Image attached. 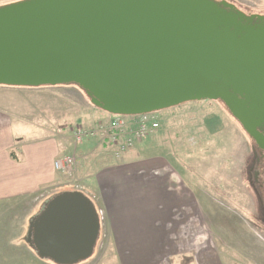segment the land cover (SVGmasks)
Here are the masks:
<instances>
[{
    "label": "water",
    "instance_id": "1",
    "mask_svg": "<svg viewBox=\"0 0 264 264\" xmlns=\"http://www.w3.org/2000/svg\"><path fill=\"white\" fill-rule=\"evenodd\" d=\"M254 19L264 17L225 1L23 0L0 7V86L74 85L119 116L219 101L264 152V25ZM99 231L92 203L65 192L30 223L27 243L41 260L77 264Z\"/></svg>",
    "mask_w": 264,
    "mask_h": 264
},
{
    "label": "rangeland",
    "instance_id": "2",
    "mask_svg": "<svg viewBox=\"0 0 264 264\" xmlns=\"http://www.w3.org/2000/svg\"><path fill=\"white\" fill-rule=\"evenodd\" d=\"M15 1L19 0H0V5ZM215 1L233 4L246 16L264 17V0ZM50 88L57 86L15 89L12 95L0 89V101L12 97L17 100L16 104H23L20 115L32 122L33 128L29 129L36 132L30 138L36 140L30 148L45 137L54 138L56 131L62 130L63 136L70 139L72 135L68 144L66 142L68 147H80L85 143L86 152H96L98 157L107 154L109 150L103 147L102 132L92 129L99 124V116L101 121H108L109 115L93 107L84 95L82 101V95L75 92ZM154 118L159 126L157 133L146 136L141 142L132 141L130 151L145 155V158L161 153L162 158L170 160L171 168L174 165L173 170L190 189L191 214L199 219L208 249L203 257L175 255L154 258L150 264H197L198 259L201 264H264V191L254 186L251 146L224 106L216 101L187 102L160 111ZM148 119H136L134 125L129 121L125 130L135 133V128H141L143 131L149 126ZM87 133L92 134L89 137ZM85 161L90 162L89 159ZM115 163V160L110 161L111 165ZM79 172L76 159L73 175H61L62 189L82 192L94 201L101 212L102 224L93 255L79 264H138L137 258L111 255L113 251L108 247L110 241L102 218L101 192L91 183V178L81 177ZM38 207L34 199L0 204V264H53L38 259L27 246L30 222L45 206ZM200 241L203 238L192 237L193 243ZM144 260L146 264L148 258Z\"/></svg>",
    "mask_w": 264,
    "mask_h": 264
},
{
    "label": "crops",
    "instance_id": "3",
    "mask_svg": "<svg viewBox=\"0 0 264 264\" xmlns=\"http://www.w3.org/2000/svg\"><path fill=\"white\" fill-rule=\"evenodd\" d=\"M0 89L12 95L15 89L34 88L0 86ZM50 89L69 90L85 100L75 86ZM16 101L12 97L0 101L1 205L34 199L39 209L50 201L63 190L61 173L54 169L53 163L71 154L78 160L81 177L91 178V183L99 187L102 218L112 256L137 258L138 264L148 258L146 264H150L154 258L207 255L205 234L200 231L199 219L191 214L190 189L173 170L172 163L171 168L167 157L154 153L145 158V155L129 151L116 160L110 149L105 148L107 154L98 157V153L84 150L85 143L80 147H68L72 135L69 139L63 136L62 130H57L54 138L45 137L30 148L36 141L30 138L36 132L29 129L33 128L32 122L20 115L23 104H16ZM112 160L116 163L111 165ZM125 183L128 184L123 185ZM192 237L203 238V241L193 243ZM197 264H201V260L198 259Z\"/></svg>",
    "mask_w": 264,
    "mask_h": 264
},
{
    "label": "built area",
    "instance_id": "4",
    "mask_svg": "<svg viewBox=\"0 0 264 264\" xmlns=\"http://www.w3.org/2000/svg\"><path fill=\"white\" fill-rule=\"evenodd\" d=\"M147 118H149L147 121L149 126L145 127L143 131L141 130V128H135V133H129V131L125 130L126 128L125 124L127 122L131 121L134 125L136 119H147ZM119 122L122 123L121 126ZM156 124L157 121L151 115H143L131 120H125L122 118L115 117L110 121L108 127L105 129V132L107 133L110 143L114 146H117L119 152H124L131 148L130 145L132 141H140L143 138H145L150 131L156 129L158 127V125ZM54 166L57 170H61L62 172L69 175L73 167V159L70 157H65L55 162Z\"/></svg>",
    "mask_w": 264,
    "mask_h": 264
},
{
    "label": "flooded vegetation",
    "instance_id": "5",
    "mask_svg": "<svg viewBox=\"0 0 264 264\" xmlns=\"http://www.w3.org/2000/svg\"><path fill=\"white\" fill-rule=\"evenodd\" d=\"M249 25L255 26V27H258L259 25L263 26L264 20H263V22L256 23V20L254 19L251 23H249ZM234 122L238 126V129L240 130L242 135L247 140L248 144L251 146L250 149H251L252 157H253L251 160V165H252L251 170H252V177H253L254 186L256 188H258L260 191H264V152H262L260 149H258L257 146L255 145L254 141L252 139H250L249 137H247V135L240 129V127L236 121H234ZM257 131L260 132L261 134L263 133L262 128H257Z\"/></svg>",
    "mask_w": 264,
    "mask_h": 264
},
{
    "label": "trees",
    "instance_id": "6",
    "mask_svg": "<svg viewBox=\"0 0 264 264\" xmlns=\"http://www.w3.org/2000/svg\"><path fill=\"white\" fill-rule=\"evenodd\" d=\"M20 1H23V0L15 1V2H11V3H6V4H3V5H0V7H2V6H6V5H9V4H13V3H16V2H20ZM12 157H13V156H12Z\"/></svg>",
    "mask_w": 264,
    "mask_h": 264
}]
</instances>
